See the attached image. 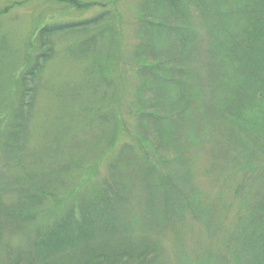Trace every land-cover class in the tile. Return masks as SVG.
<instances>
[{
    "label": "rangeland",
    "instance_id": "1",
    "mask_svg": "<svg viewBox=\"0 0 264 264\" xmlns=\"http://www.w3.org/2000/svg\"><path fill=\"white\" fill-rule=\"evenodd\" d=\"M79 1L97 6L79 11L55 0H0V118L10 119V106L20 108L23 91L29 94L32 87L33 94L26 96L32 103L25 127L0 183V210L21 213L14 222L0 217V264H13L59 221L80 218L82 198L110 181L113 166L114 177L119 173L126 181V233L68 245L34 264H91L99 247L112 259L121 246H155L160 264H264V255L241 251L264 230L250 220L253 210L264 213V155H249L254 143L247 142L243 127L246 116L257 114L248 105L250 111L232 112L233 123L225 93L211 96L233 70L215 43L227 32L213 34L206 23L210 14L198 12L192 0L168 8L163 0ZM207 3L237 10L230 28L241 34V50L247 51L257 33L251 15L262 4ZM106 13L100 24L41 38L46 28ZM188 22L197 32L185 45L180 37ZM40 55L49 57L25 82ZM184 66L188 75L172 74ZM1 141L0 167L8 155ZM152 165L156 170L146 178ZM27 193L36 196L30 195L31 205L25 204ZM166 200L171 204L165 209ZM153 207L159 214L151 220Z\"/></svg>",
    "mask_w": 264,
    "mask_h": 264
},
{
    "label": "trees",
    "instance_id": "2",
    "mask_svg": "<svg viewBox=\"0 0 264 264\" xmlns=\"http://www.w3.org/2000/svg\"><path fill=\"white\" fill-rule=\"evenodd\" d=\"M55 1L71 6L79 11L90 10L97 6V4H84L79 0ZM179 1H182L181 3H183L185 0ZM202 1L204 2V4L202 3ZM207 1L208 0H192V3H195L198 12L200 10L205 14H210L207 15L210 16V19L206 23H208V26L211 27L213 34L219 33L225 36V32H227L226 38L215 39V43L219 45L220 48H223H221V51L224 52V57H221L222 61L226 62L227 60L230 63V66L233 68V70H231V75L225 76L227 81H218V90L215 93H212L211 96L212 98H215L217 97V95L219 96L220 93H225V96L222 98L224 100V108L228 107V109L230 110L229 121L232 122L233 118L235 119L232 112L235 113V111L237 110H243L244 113V110L250 111L251 108L254 109L255 113L257 114L256 117H248L242 114L240 118L243 119L244 116L247 117V124L243 125L244 129L247 130V142L254 143L253 149L249 150V155H251V157L253 158H259L261 155H264V0H255L257 1L255 7H258L259 4L262 5L259 8L260 11L258 9L252 12L249 24L253 28H255L254 30H256L257 33L251 35L249 43L247 45V51L245 52L241 50L242 44L240 42L243 40V42L245 43L244 39H241V34L239 33V36L237 34H232V29L230 28V20L231 24H233V19H237V17H235L237 10L230 11V9L233 8L232 5H229L227 9H224V6L222 5H219L220 8L209 6ZM162 2H164L165 8H168L170 6L175 7L178 0L160 1V3ZM220 11H222L223 14ZM221 14L223 15L224 19H227L226 23H224ZM232 14H234V16ZM106 15L107 13L80 24H70L67 26L46 28L40 33V35L41 38H49L56 33L77 30L79 28H84L85 26H94L98 23L100 24ZM188 23L191 24V22ZM180 28L182 30L183 26H181ZM170 29L173 30V28L171 27ZM245 30L246 28H244V31ZM194 31L197 32L193 24H191L187 29L181 31L182 37H180V39L182 43H184L185 45L189 43V40H191L190 36L194 33ZM248 31L250 32V30ZM43 44V48H47V44ZM145 47L146 49H151V45L149 44H146ZM187 47H189V45ZM46 57H49V55H40L38 56V58L36 57L37 65L32 71L27 74L25 82L27 80L30 81L36 77L37 71L40 67V60ZM166 68H169V66L166 65ZM172 71L173 75H176L180 72V74L184 76L188 75L187 73H189V71L186 70L185 66L181 68V71H179L178 69L175 71V67ZM199 71H201L200 68ZM163 76L169 79V75ZM160 77L161 76H158V78ZM200 78L201 77H197V82L200 80ZM174 80L175 79H172L171 81ZM22 83L24 88L29 87V85L26 86L24 82ZM29 88V92L31 93L32 87ZM30 93L25 95V92L23 91V101L20 103V108H16L14 106H10V108H8L11 111H9V120L0 118V141L6 140L5 143H2L1 141L2 151H7L9 155L6 156L4 164L0 167V183L4 175L6 174V171L10 169V166H12L10 155L11 153H13V151H17L16 148H18L17 145L19 142L18 138L22 133L23 128L25 127L28 105L32 103V101H26V96L27 98H29L30 95L31 99L33 97V94L31 93V95ZM197 95L203 96V94H201L200 92ZM188 97L189 96L184 95L185 100H189ZM191 103L192 101L190 100L188 102V106ZM248 105H251V108ZM205 106H207V103L205 104ZM173 110H175V108H173L171 111ZM179 112L180 113H178V115H180V119L182 120L181 111ZM259 119H262L263 122H261ZM165 120L170 122V124L173 126L176 125L173 118L171 119L168 117L165 118ZM160 122L164 123V121ZM6 124L7 126L5 127ZM249 130L253 133H250ZM230 131V138L234 139L232 136L234 130L230 129ZM3 146H6V149L3 150ZM261 159H263V157H261ZM155 170L156 165H152L151 167H149L147 169V174H145V177L148 178V173L155 172ZM115 171L116 170L113 166V169L111 170L110 181L103 187L93 188L87 196L82 198L83 203L79 208H77L78 213L80 214V218L76 217V215L74 214L64 222L59 221L58 223L60 225H55L50 230L47 236H44L41 239L37 240V242L33 243L30 246L31 249L24 252L20 257L18 256L17 260L13 264H25L26 261L28 262V264H34L38 261V259L41 260L42 257H46V255H53L54 253H58L61 251L63 253L65 251L64 249H66L68 245L74 246L78 242H96V239L107 237L109 241L117 237L120 232H124L126 229H128V227L131 226L129 224L131 218L127 212V196L124 191V189H126V181L119 173L115 178ZM4 188L5 187L2 186L0 189ZM18 189L22 190L21 188ZM150 189V203L151 205H153L154 197L152 195V186L150 187ZM30 195L31 194L28 193L25 195L27 199V202L25 204H33L31 196L36 199V196ZM168 197L171 199L170 196ZM72 199L73 198H71V200ZM166 202L171 204V201L166 200L164 204L165 209L167 208V206H169L168 204H166ZM150 213L151 214H149V218L151 220V215H155L157 217L159 214L157 208L154 207L153 209L151 208ZM20 214V211L14 208L3 207L0 210V217H8V219L13 222L18 219V216ZM250 216H252L250 220L255 224L256 228H264V213H262L261 216L259 212L253 210V214H251ZM125 233L126 232H124L123 234ZM97 250L98 252H96L95 256L90 260L92 262L91 264H160V252H158V249L155 246L137 247L136 249H129L121 246L116 252H113V257L110 255L112 259L107 258L104 250L101 249V247H99ZM241 251L253 254L255 257H258L259 255L263 256L264 230L261 234H259L258 237H255V242H251L249 241V239L246 240V242L242 245Z\"/></svg>",
    "mask_w": 264,
    "mask_h": 264
}]
</instances>
